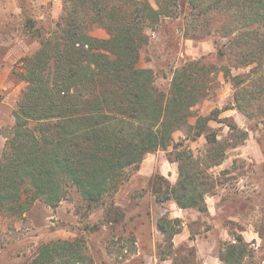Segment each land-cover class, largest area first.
Here are the masks:
<instances>
[{"label":"trees","instance_id":"1","mask_svg":"<svg viewBox=\"0 0 264 264\" xmlns=\"http://www.w3.org/2000/svg\"><path fill=\"white\" fill-rule=\"evenodd\" d=\"M187 1L190 25L198 27L200 17L220 10L236 11L246 26L257 29L247 34L252 39H229V51L236 59L233 65L220 69L202 60L188 61L173 73L168 92L155 85L154 72L139 67V62L149 41L147 29L163 18L178 17L181 0H155V6L148 0H61L62 13L54 29L30 27L39 47L21 61L25 89L11 134L4 135L0 211L23 219L38 200L56 208L67 199L70 186L88 208H100L129 179L131 169L139 170L146 155L171 147L174 134L190 125L192 109L207 96L211 77L220 72L234 90L258 75L249 80L250 89L236 91L231 106L224 109L251 117L246 108L264 94V34H259L264 28V0ZM89 27L105 30L108 37L92 36ZM226 48L218 49L221 58L226 57ZM233 70L243 72L233 74ZM263 113L259 106L257 114ZM213 114L198 116L193 126L196 136L205 135L209 144L216 142L211 133L206 134L209 122L216 120ZM228 126L232 132L238 129L236 124ZM176 161L177 183L171 185L157 176L156 192L181 209L207 212L205 196L214 188L211 176L195 167L190 152H180ZM218 165L220 161L211 166ZM166 222L171 226L175 221L158 223L164 234ZM248 245L235 235L220 261L241 263ZM28 264L94 261L81 240L59 239L43 245Z\"/></svg>","mask_w":264,"mask_h":264},{"label":"rangeland","instance_id":"2","mask_svg":"<svg viewBox=\"0 0 264 264\" xmlns=\"http://www.w3.org/2000/svg\"><path fill=\"white\" fill-rule=\"evenodd\" d=\"M148 1L155 6V0ZM180 5L178 17L163 18L158 25L147 29L149 41L141 50L139 67L152 70L155 85L164 92L169 91L175 70L188 61L202 60L220 69L233 65L236 59L229 51V39H252L247 34L257 29V25L246 26L245 19L236 11L224 14L220 10L200 17L196 27L190 25L188 1L181 0ZM61 13V0H0V73L7 64L4 58L8 49L9 61L13 62L4 81L6 88H0L3 137L11 134L25 89L20 77L24 69L21 61L39 47L30 27L34 25L45 32L52 30ZM88 29L94 37H108L101 28ZM260 33L264 34V28ZM259 37L261 40L263 36ZM5 39L9 47L1 45ZM224 47L227 55L221 58L218 49ZM241 72L234 70L233 74ZM257 77L252 75L237 90L231 81L225 80L223 72L211 77L213 82L207 96L192 109L190 125L174 134L169 149L146 155L139 170L131 169L129 179L100 208H88L70 186L67 199L56 208L38 200L23 219L0 211V264H28L43 245L59 239L81 240L94 264H223L219 256L244 227L242 222L254 226L263 241L258 249L249 244L246 257L239 264H264V113L257 114L259 106L264 108V94L246 108L250 118L236 110L235 115L246 119L244 127L228 117L232 109L224 111L231 106L235 92L250 89L249 80ZM211 113L216 120L209 122L206 134L216 138L213 144L208 143L205 135L196 136L193 127L198 116ZM228 124H236L238 129L232 132ZM184 151L193 154L200 172L211 176L214 188L205 196L207 212L184 209L181 215L172 200H163L164 194L156 192L157 176L171 185L177 183L176 158ZM243 152L247 157L230 160ZM218 161L221 165L211 166ZM201 182L198 180L197 184ZM203 188L204 185L200 186ZM162 219L175 221L171 224L174 228L164 223L165 234L158 228ZM183 221L186 225L179 227Z\"/></svg>","mask_w":264,"mask_h":264},{"label":"crops","instance_id":"3","mask_svg":"<svg viewBox=\"0 0 264 264\" xmlns=\"http://www.w3.org/2000/svg\"><path fill=\"white\" fill-rule=\"evenodd\" d=\"M1 9H4L3 6L1 7ZM4 10H2L3 12ZM1 45H5L6 47L10 46V43L8 41H2ZM11 52L10 49L7 50V55L4 58V61H6V66L5 69L2 70V72L0 73V88L4 87L6 88V85L4 84V81L6 79V77H8L9 73L11 72L13 65H12V61H9V53ZM9 61V62H7ZM9 64V65H8ZM234 73V70H233ZM237 113V111L235 109H232L231 114H229L228 117H233V121L239 125V127H244L245 126V120L237 115H235ZM249 131V130H248ZM5 143H6V139L5 137H3V135H1L0 133V159L2 157V153H3V149L5 147ZM246 153H242V154H238L236 156H232L230 158L231 161H234V159H236L237 157H241V158H245ZM260 155V154H259ZM243 188V187H242ZM206 202L208 203V200H206ZM210 212V210H209ZM234 221L237 222H241V220L237 217H233ZM242 225L244 226L241 230H238V234H240L246 243L251 244L253 246H255L257 249L260 247L261 242L263 241L262 237L259 235L258 231L255 229L254 226H252L251 224H246L245 222H242Z\"/></svg>","mask_w":264,"mask_h":264},{"label":"built area","instance_id":"4","mask_svg":"<svg viewBox=\"0 0 264 264\" xmlns=\"http://www.w3.org/2000/svg\"><path fill=\"white\" fill-rule=\"evenodd\" d=\"M184 211H185L184 209L178 208V212H179L181 215L183 214ZM185 225H186V223L183 221V222H181V225H179V227H180V226H185Z\"/></svg>","mask_w":264,"mask_h":264}]
</instances>
